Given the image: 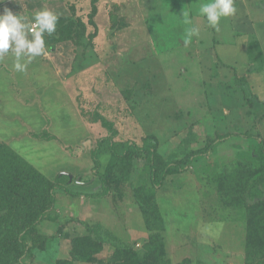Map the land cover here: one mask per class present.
<instances>
[{
	"label": "rangeland",
	"instance_id": "rangeland-1",
	"mask_svg": "<svg viewBox=\"0 0 264 264\" xmlns=\"http://www.w3.org/2000/svg\"><path fill=\"white\" fill-rule=\"evenodd\" d=\"M203 2L0 0V14L58 16L26 71L0 58V141L44 177L100 192L91 153L106 136L152 142L166 161L218 136L260 139L231 137L160 190L132 164L109 177V200H60L33 231L31 264H264V0H234L219 31Z\"/></svg>",
	"mask_w": 264,
	"mask_h": 264
},
{
	"label": "trees",
	"instance_id": "trees-1",
	"mask_svg": "<svg viewBox=\"0 0 264 264\" xmlns=\"http://www.w3.org/2000/svg\"><path fill=\"white\" fill-rule=\"evenodd\" d=\"M231 137L260 140L259 136L241 133L218 136L209 140L203 149L192 151L179 160L166 161L152 142L138 144L128 140L116 147L111 137H102L91 153L93 172L100 180L101 191L87 194L71 190L68 175H61L53 181L44 177L23 161L19 153L0 141V258L9 264H31L33 231L53 213L60 200L72 196L109 200L112 195L109 177L127 179L132 164L145 165L151 186L160 190L167 177L186 172L194 159L208 155ZM258 152L264 159L261 142ZM106 154H110V160L102 170V158Z\"/></svg>",
	"mask_w": 264,
	"mask_h": 264
},
{
	"label": "clouds",
	"instance_id": "clouds-1",
	"mask_svg": "<svg viewBox=\"0 0 264 264\" xmlns=\"http://www.w3.org/2000/svg\"><path fill=\"white\" fill-rule=\"evenodd\" d=\"M199 13L206 17L211 28L219 31L222 18L233 16L236 8L234 0H208L200 4ZM57 21L58 16L47 9L35 12L30 21L6 9L0 14V58L11 53L15 57V70L26 71L27 64L33 58L45 53L44 34L52 35L56 30ZM183 22L185 25L192 24L188 12H183ZM185 32L184 44L187 46L193 36H199L200 30L193 26L186 28Z\"/></svg>",
	"mask_w": 264,
	"mask_h": 264
}]
</instances>
